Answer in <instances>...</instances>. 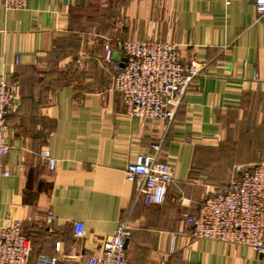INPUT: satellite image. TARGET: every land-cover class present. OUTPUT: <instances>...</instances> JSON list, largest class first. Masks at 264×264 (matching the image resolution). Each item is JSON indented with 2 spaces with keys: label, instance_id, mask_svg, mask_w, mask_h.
Wrapping results in <instances>:
<instances>
[{
  "label": "crops",
  "instance_id": "1",
  "mask_svg": "<svg viewBox=\"0 0 264 264\" xmlns=\"http://www.w3.org/2000/svg\"><path fill=\"white\" fill-rule=\"evenodd\" d=\"M124 41L170 42L183 65H202L171 122L125 115L103 59L105 44L114 62L124 59ZM1 78L16 101L6 118L0 227L21 223L28 264L98 255L123 220L130 264H264L246 246L192 238L184 223L238 176L236 167L264 163V17L254 0H27L20 11L0 4ZM152 144L174 183L161 205L145 207L124 170Z\"/></svg>",
  "mask_w": 264,
  "mask_h": 264
},
{
  "label": "built area",
  "instance_id": "2",
  "mask_svg": "<svg viewBox=\"0 0 264 264\" xmlns=\"http://www.w3.org/2000/svg\"><path fill=\"white\" fill-rule=\"evenodd\" d=\"M0 4L5 11H20L26 8L27 0H0ZM254 8L257 18H263L264 0H254ZM119 51L125 62H114L111 46H103V59L113 66V89L120 95L125 115L171 122L202 65L193 62L183 65L177 46L170 42L124 41ZM253 79L257 80L255 72ZM15 101L14 87L1 78L0 178L9 175L3 167L10 151V146L5 143L6 118ZM159 148V144H152L150 153L138 154L124 170L126 180L135 188L136 198L145 207L161 205L168 187L174 183L172 167L156 159ZM39 156L47 161L50 170L54 169L55 160L48 150H41ZM235 171L238 176L229 180L223 189L207 196L199 205L197 214L185 216L184 223L192 238L242 245L264 255V163L250 168L238 166ZM55 221L56 218L49 214L47 222ZM130 231L129 223L121 221L103 241L98 255L89 256L77 264H130L126 257ZM73 235L77 239L84 236L82 223L73 224ZM55 249L59 250V243ZM30 256L31 242L19 221L9 227H0V264H28ZM54 263V258L45 256L38 257L36 262Z\"/></svg>",
  "mask_w": 264,
  "mask_h": 264
},
{
  "label": "water",
  "instance_id": "3",
  "mask_svg": "<svg viewBox=\"0 0 264 264\" xmlns=\"http://www.w3.org/2000/svg\"><path fill=\"white\" fill-rule=\"evenodd\" d=\"M122 62H125V59H122ZM121 65H122V63H121Z\"/></svg>",
  "mask_w": 264,
  "mask_h": 264
}]
</instances>
